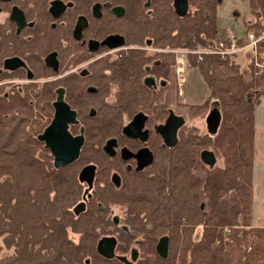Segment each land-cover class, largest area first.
I'll return each instance as SVG.
<instances>
[{
	"label": "trees",
	"instance_id": "1",
	"mask_svg": "<svg viewBox=\"0 0 264 264\" xmlns=\"http://www.w3.org/2000/svg\"><path fill=\"white\" fill-rule=\"evenodd\" d=\"M221 2L192 1L198 13L181 19L179 47L205 48L225 36L216 24L215 5ZM247 2L253 20L245 22L242 36L251 32L260 36L264 0ZM238 44H242L240 38ZM188 61L190 68L199 71L212 104L218 106L219 126L205 140L183 126L179 144L167 149L171 155L163 173L157 169L149 182L151 188L126 206L124 221L118 225L111 221L113 229L102 235L116 238L118 255L137 251L133 264H264V228L251 224L254 110L264 97V68L257 69L255 63L264 66V38L255 58L246 61V75L229 58L205 54L201 59L190 56ZM31 109L29 99L5 97L0 92V240L14 248L0 264H123L96 252L101 212L73 213L75 177L53 168L44 147L37 153L42 144L37 135L43 127L32 119ZM209 148L217 159L222 157L221 167H206L202 162L200 152ZM192 169L205 175L200 178ZM19 170L30 172L32 185L19 187L15 173ZM18 210L29 212L32 218H18ZM197 227L201 228L199 239L194 234ZM70 232L80 233L79 239H70ZM164 235L168 254L161 258L155 245ZM134 239L135 245L144 248L141 254L136 247L128 250Z\"/></svg>",
	"mask_w": 264,
	"mask_h": 264
},
{
	"label": "flooded vegetation",
	"instance_id": "2",
	"mask_svg": "<svg viewBox=\"0 0 264 264\" xmlns=\"http://www.w3.org/2000/svg\"><path fill=\"white\" fill-rule=\"evenodd\" d=\"M197 13L190 0L184 16L174 0H0L3 95L46 97L33 98L36 119L44 111L48 125L56 109H68L75 120L67 125L70 136H83L77 159L59 168L79 165L75 189L82 194L72 211L80 203L89 208L100 192L123 199L127 208L151 188L157 169L163 173L164 154L178 145L182 126L171 147L157 128L169 116L185 124L178 44L181 19ZM169 93L177 97L171 104ZM137 114L136 135H125ZM101 126L114 134L102 139ZM101 157L108 161L103 168ZM85 167L94 169L91 185L79 179ZM97 174L105 179L99 182ZM112 221L118 225L120 219L113 215Z\"/></svg>",
	"mask_w": 264,
	"mask_h": 264
},
{
	"label": "rangeland",
	"instance_id": "3",
	"mask_svg": "<svg viewBox=\"0 0 264 264\" xmlns=\"http://www.w3.org/2000/svg\"><path fill=\"white\" fill-rule=\"evenodd\" d=\"M192 1L193 0H190L191 11L196 10L195 5H193ZM215 7H216V13H217L216 24H217L219 32L225 33L227 31H231L234 34H237L239 38H241L243 35L242 33L244 31V28L246 26V25L244 26V23L248 19L253 20L252 18H250V12H249L250 8H249V4L247 0H222L221 4L217 5L216 3ZM205 12L208 14V9H206ZM209 13L211 14V12ZM263 35L264 33L257 37H261ZM202 49L204 48L199 47L196 49H188V48L181 47L180 54L177 56L181 62L180 64V67L182 68L181 80L182 82L185 80L186 84H189V83L190 84L185 86L184 93L180 95L178 100L181 101V105L183 107V109H179V110L183 111V116L185 117V124H184L185 128L187 130L194 131L197 134V137L199 139L205 140L209 134H207L206 132L204 117L208 113L209 109L211 108L213 100L209 98V90L206 84L204 83V81L202 80V77L199 71L196 68H190L188 66L190 63V61H188L189 57L194 56L198 58V55L200 54L194 51H198ZM235 54L236 56L229 60L235 64H238L240 66L241 72L244 75H246V71H247L246 61H248L250 57L253 55L252 49L250 48L245 49L244 51L235 53ZM255 67L257 69L264 68V66L262 64L261 65L258 64V62H257V66L255 65ZM258 73L259 71H256L255 75H257ZM5 91H8L7 88L5 89ZM0 92L3 95L4 89L1 86H0ZM19 96L24 98L27 101L28 99L30 100L32 104V109H31L32 119L34 118L33 116L37 114L36 111L33 110L34 109L33 98L35 99L43 98L44 102L45 100H47L46 97H35V96H30V95H19ZM166 98H167V102L171 104L174 102V99L177 97L173 96L172 93H169L167 94ZM12 105L17 106V103H14ZM45 105L46 103L45 104L43 103V106L39 104L38 107H45ZM189 107H191L192 109L189 110L188 109ZM102 113L105 115L104 111H102ZM46 115H47L46 112L41 111L39 116L37 115L38 119H36V116L34 118V121H37L43 127L41 132L43 131V129L45 128L48 122ZM254 124H255V150H254V160H253V170H252V204H251L252 223L251 224H252V227L256 226L259 228H264V97L260 99V103L255 107ZM101 129H102V132H101L102 139L103 138L106 139L109 136H112L114 134V130L112 128L103 129L101 126ZM41 132H39V134ZM179 133H180V130L178 132V144L181 141V137ZM40 149L41 151L42 149H44L42 144L39 145V149L37 153L41 152ZM203 150L205 149H202L201 151ZM44 153L45 155L48 156L47 151H44ZM169 155H171V152H166L164 154L165 161L167 160ZM36 156H40V154H36ZM48 157L51 162V157L50 156ZM215 159H216V162L214 166L216 165V166L221 167L223 165L222 157L218 156V159H217V157L215 156ZM105 164H108V161L104 159L103 157H101V160H100L101 168H103ZM78 169H79V165L75 166L74 168H67L65 169V171L67 175L70 176L71 179L72 178L74 179L75 177L76 182H77L76 175H77ZM15 173L19 177L18 185L20 188L26 187V184L32 185L31 184L32 177L29 171L19 170V171H15ZM192 173L200 178H202L205 175L204 171H197L195 169H192ZM100 174H97V179L99 180V182L105 179V177ZM76 193H77L76 199L74 200L71 207H73L76 204V202L81 198L82 188L79 187L76 190ZM94 199L95 200L92 201L90 207L87 208L88 210L87 214L89 213L93 214L94 211H98V212H101L103 216L102 219L97 224L99 225V227L96 229V232L97 234H101V235H98L99 236L97 239L98 241L103 236L102 233H105L108 230L113 229L111 225L113 215H117L119 217L120 223L124 221L125 205H124L123 199H118L116 196H114L112 193H109V192H100L98 196L94 197ZM98 200L101 201V204L99 205H98ZM22 202L23 201L21 199V205H22ZM19 212H21V214H19ZM24 215H28L30 219L32 218L30 213L27 211L23 212V210H18L16 212V216L18 218H23ZM194 234H196L195 239H197V237L199 239L201 236V228L197 227V229L194 231ZM79 237H80V233H76V232L69 233V238L74 241L78 240ZM135 243H136L135 239L132 240L128 250H130L132 247H136L138 248V250H140V254H141V249L144 250V248L141 246L138 247L137 244L135 245ZM13 252H14V248L7 247L4 244L3 240L1 239L0 240V260L7 256L12 255ZM127 256H129V253L127 254Z\"/></svg>",
	"mask_w": 264,
	"mask_h": 264
},
{
	"label": "water",
	"instance_id": "4",
	"mask_svg": "<svg viewBox=\"0 0 264 264\" xmlns=\"http://www.w3.org/2000/svg\"><path fill=\"white\" fill-rule=\"evenodd\" d=\"M174 6L176 12L180 16H184L187 8V0H174ZM139 114H137L133 121L124 127L123 133L127 136H135L134 129L135 124L138 122ZM220 112L218 107H214L207 115V129L210 134H214L219 126L220 122ZM74 120V112L66 109L64 111H58L56 109L54 119L43 129V131L37 135V139L43 143L44 148L49 149L53 155V167L59 169L66 167L71 164L75 159H77L80 146L83 141V136L79 135L77 137H71L67 125L69 122ZM142 125V122L140 123ZM184 125L183 118L181 121H173L169 116L166 119L164 125L157 128L164 138V144L168 147L174 146L177 142V130ZM200 158L202 162L213 167L216 159L213 151L203 150L200 153ZM152 160L150 155L149 161ZM149 162H146L147 164ZM94 169L92 167H85L79 174V179L81 181H86L88 185H91L93 179ZM85 207L83 203L77 204L73 208V213L75 215L80 214L84 211ZM116 222V220H114ZM117 245V240L114 236H103L96 243V252L98 255L105 259L116 258L123 264H133L137 258V251L134 249L131 251L130 256L118 255L115 253V248ZM155 250L161 258H166L168 254V237L162 236L158 239Z\"/></svg>",
	"mask_w": 264,
	"mask_h": 264
},
{
	"label": "built area",
	"instance_id": "5",
	"mask_svg": "<svg viewBox=\"0 0 264 264\" xmlns=\"http://www.w3.org/2000/svg\"><path fill=\"white\" fill-rule=\"evenodd\" d=\"M261 37H255L254 34H248V38L246 39V44L244 47H239L236 44L237 34L233 32H228L225 38L217 39L210 48L194 51L200 55L198 58H201L202 54H213L218 55L221 59H225L238 51L244 49L245 47L254 48L257 43L262 39Z\"/></svg>",
	"mask_w": 264,
	"mask_h": 264
},
{
	"label": "crops",
	"instance_id": "6",
	"mask_svg": "<svg viewBox=\"0 0 264 264\" xmlns=\"http://www.w3.org/2000/svg\"><path fill=\"white\" fill-rule=\"evenodd\" d=\"M251 57H252V56H251ZM202 80H203V79H202ZM186 85H188V84H186V82L183 81V82H182V87H183V92H182V94L184 93V90H185V86H186ZM182 94H181V95H182Z\"/></svg>",
	"mask_w": 264,
	"mask_h": 264
}]
</instances>
